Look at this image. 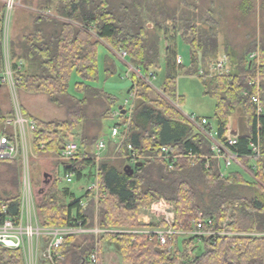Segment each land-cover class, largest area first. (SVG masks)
<instances>
[{"label": "trees", "instance_id": "1", "mask_svg": "<svg viewBox=\"0 0 264 264\" xmlns=\"http://www.w3.org/2000/svg\"><path fill=\"white\" fill-rule=\"evenodd\" d=\"M20 5L27 9L19 11L29 29L20 36H9L8 42L16 93L45 96L64 114L63 119L48 121L30 117L35 123L30 132L32 150L35 155L57 157L66 143L75 141L81 156L69 164L56 162L49 188L37 205L39 223L113 231L67 235L54 251L64 258L62 264H105L106 245L116 247L120 264H264V236L246 235L264 232V160L246 157L250 141L258 142L264 155V0H238L239 20L244 22L257 9L263 17L262 31L251 36L248 30L242 46L233 48L226 43L223 51L219 20L211 10L202 18L195 8L169 9L163 0H20ZM5 12L6 0H0V77ZM162 37L168 45L163 52L161 92L156 94L148 82L160 69ZM178 39L188 47V68L175 62ZM101 42L116 54L124 52L142 78L134 77L130 87L136 93L124 138L119 143L108 140L104 157L96 163L94 146L117 103L114 95L91 85L98 78ZM221 54L224 69L217 72L212 67L221 61ZM180 69L196 76L203 94L215 100L216 141L226 144L231 117L241 115L233 149L243 156L240 164L257 181H247L239 169L222 176L211 141L174 106L184 101L176 89ZM104 72L110 76L114 70L106 64ZM72 74L79 79L74 90L80 97L68 90ZM3 87L0 83V91ZM254 97L260 101V113ZM122 110L126 108L118 107L120 114ZM12 117V109L0 108V135L11 136L7 119ZM128 146L142 159L140 166L131 167L132 174L124 172L131 154ZM162 147L172 155L191 152L198 158L193 165L178 158L169 169L168 162L160 158ZM60 167L79 180L97 175V193L84 191L78 197L68 188H59ZM20 175L19 160H0V205L5 204L7 216L13 218L19 214ZM31 177L35 186L32 171ZM159 199L173 207L174 232H189L199 217L204 230L218 231L229 217L225 228L229 235L198 239L173 234L161 245L154 234L134 233L166 227L163 222L144 225L138 221L140 211ZM0 264L25 262L20 250L0 247Z\"/></svg>", "mask_w": 264, "mask_h": 264}, {"label": "built area", "instance_id": "2", "mask_svg": "<svg viewBox=\"0 0 264 264\" xmlns=\"http://www.w3.org/2000/svg\"><path fill=\"white\" fill-rule=\"evenodd\" d=\"M16 6L15 0H6V12L3 25V58H4V70L0 77V83L6 84L11 91L12 96H16L17 81L14 80L9 61V21L11 18V12ZM122 56H126L123 52ZM251 55V57H254ZM177 64H182L180 57L176 59ZM224 69V57L221 61L212 67V70L221 72ZM138 78H142L139 70H135ZM151 80L155 78L153 74L150 75ZM148 83H151L150 81ZM135 90H130L129 100L125 101L129 105V109H126L125 114L122 115L117 110L114 113L116 122L111 125L109 129V138L104 139L101 137L94 146L93 160L98 163L105 155L107 150V141H113L116 143L121 142L124 135L127 132V128L130 122V110L135 97ZM253 102L257 105V112H261L260 101L258 97L253 98ZM124 107V106H123ZM123 116L121 122L120 117ZM189 123L194 129L204 136H206L212 143L213 157L220 162L222 176L227 175L229 171L236 168L240 171L252 176L241 164L240 159L243 157L238 154L233 148L238 143V132L228 128L225 135L226 144L222 145L214 138V132L211 123L202 118L198 119L192 116H187ZM8 125H12L11 136L1 134L0 135V160H19L20 161V187L21 196L19 203V214L16 218L7 216V207L5 204L0 205V247L12 250H20L22 252L25 264H62L64 258L54 251L62 246L63 239L67 235L82 234L86 232H93L95 234L113 232L112 230H87L83 229L79 225L67 226V227H44L41 226L38 220L37 205L40 198L37 197L36 188H34L31 177V164L30 158L32 156V147L30 143V132L34 128L35 123L32 119L26 117L21 112L20 108H16L14 115L7 121ZM42 148V147H41ZM131 151L129 156L128 165L133 167L141 162V157L136 155L132 151V147L128 146ZM248 155L246 156L250 160L255 158H261L264 160V155L260 152V146L258 142L250 141L248 143ZM168 162V168H173V161L176 159H183L188 164L193 165L198 156L191 152H186L183 155L169 154L167 147L161 148V156ZM79 145L75 141H70L65 144L61 150L57 161L61 164H69L71 162L80 160ZM208 160V157H205ZM208 164L206 165V167ZM253 168H255L253 166ZM253 177V176H252ZM74 173L72 171L63 172V180L65 183H71L74 179ZM85 191H92L95 194L98 191V179L97 175L95 181ZM146 220H145V219ZM152 222H163L165 228H158L153 230L135 231L134 233H146L154 234L161 245L166 244L168 236L173 234L190 235L195 236L198 239L201 236L206 235H229L225 230L226 225L229 224L230 218L227 217L222 228L218 231H212L210 229L204 230V221L199 217L197 220H193L191 229L189 232H174L172 225L174 222V210L170 203L163 199H159L151 204L146 210V215L139 216L138 221L141 224L148 225ZM208 226H211V222H207ZM247 236H264V232L246 234ZM92 262H96V253H93Z\"/></svg>", "mask_w": 264, "mask_h": 264}, {"label": "rangeland", "instance_id": "3", "mask_svg": "<svg viewBox=\"0 0 264 264\" xmlns=\"http://www.w3.org/2000/svg\"><path fill=\"white\" fill-rule=\"evenodd\" d=\"M163 2L169 9H183L186 7H190L192 9L195 8L197 10V15L202 18H204V16H206L211 10V12H213V14L211 13L213 18L219 20L221 51H223L226 43H229L233 48L242 46L245 42L248 30H251V36H259L262 31L261 25L263 24V17L257 9H254L252 14L245 18L244 22L239 20L238 17H240V15L236 9L238 0H163ZM19 10L27 9L22 7V5H16L11 12V18L9 21V36L12 37L20 36L22 32L27 33V30L29 29L26 25L27 23L25 22V16L22 15ZM148 25L149 28L153 29V25L151 23ZM250 27L251 29H249ZM167 45L168 41L162 37L160 69L155 71V78L151 80V83H149L156 94H160L161 92V84L164 78L165 54L163 52L165 51V47ZM175 52L177 55L175 56V62L177 57H180L182 60V66L184 68H188V47L180 39L177 40ZM222 57H224L223 54H221L220 58ZM106 64L114 70V73L110 76H106L104 72ZM97 69L98 78L95 82L91 83V85L116 97L117 103L113 108L114 113L118 110V107L121 106L129 109V105H127L125 101L129 100L128 93L132 82L134 81L133 78H136V75H138L135 71L136 69L129 65L127 59L122 56V53L116 54L115 52H112L103 42H101L98 46ZM78 80L77 75L72 74L68 90L71 94L80 97V95H77L74 90V83ZM176 89L177 94L183 97L184 100L181 105L178 103L174 104L177 110L186 118L187 116H192L198 119L204 118L208 120L214 129L215 122L213 119V113L215 100L212 97L203 94V86L200 80L196 76L185 75L183 69H180L177 72ZM0 108L4 111H10L12 109L13 115L15 109L20 108L21 112L23 110V115L28 118L33 117L47 121L64 118L62 110L57 109L48 103L45 96L16 93V96L13 97L10 88L6 84H4V87L0 91ZM120 119L122 122L123 118ZM8 120H10V118H8L7 121ZM240 120L241 115L239 113H236L231 117L230 123L234 129L239 128ZM115 122L116 117L113 116L103 123L104 129L102 130V137L105 140L109 138V129ZM56 162H58L57 157L35 155L32 150L30 164L34 181H36L34 188H36L38 198H40L43 192L49 188ZM57 175L60 179L58 184L59 188H68L78 197L81 196L83 192L95 181V177L93 176L90 180L84 178L79 180L74 178L71 183H65L61 167L59 168ZM243 176L249 182L257 181L254 177L249 176L248 174L243 173ZM6 188H9V186ZM40 190H42V193H39ZM148 208L142 209L138 214V218L139 216L141 217L142 215H146V210ZM152 221L153 220L150 222ZM104 263L120 264L119 252L115 246H105Z\"/></svg>", "mask_w": 264, "mask_h": 264}, {"label": "water", "instance_id": "4", "mask_svg": "<svg viewBox=\"0 0 264 264\" xmlns=\"http://www.w3.org/2000/svg\"><path fill=\"white\" fill-rule=\"evenodd\" d=\"M119 109H121V107H119ZM124 113H125L124 110H122V114H124ZM140 165L141 164L138 163L136 166H140ZM124 172L132 174L133 173V168H131L130 166H125L124 167ZM39 193H42V190H40Z\"/></svg>", "mask_w": 264, "mask_h": 264}, {"label": "crops", "instance_id": "5", "mask_svg": "<svg viewBox=\"0 0 264 264\" xmlns=\"http://www.w3.org/2000/svg\"><path fill=\"white\" fill-rule=\"evenodd\" d=\"M15 2H16V5L17 6H20V0H15ZM26 18V17H25ZM19 21H21V20H19ZM27 24L26 25H28V20L26 19V21H25ZM30 118V117H29ZM229 128L230 129H232V130H234V132H238L239 131V128H236V129H234V127L232 126V124L230 123L229 124ZM145 219V218H144ZM146 220V219H145Z\"/></svg>", "mask_w": 264, "mask_h": 264}]
</instances>
